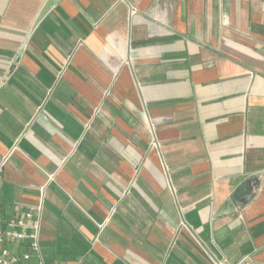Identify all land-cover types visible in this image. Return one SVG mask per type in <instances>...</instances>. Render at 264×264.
Returning a JSON list of instances; mask_svg holds the SVG:
<instances>
[{"label": "crops", "instance_id": "crops-1", "mask_svg": "<svg viewBox=\"0 0 264 264\" xmlns=\"http://www.w3.org/2000/svg\"><path fill=\"white\" fill-rule=\"evenodd\" d=\"M4 158L46 264H264V0H0Z\"/></svg>", "mask_w": 264, "mask_h": 264}, {"label": "built area", "instance_id": "built-area-1", "mask_svg": "<svg viewBox=\"0 0 264 264\" xmlns=\"http://www.w3.org/2000/svg\"><path fill=\"white\" fill-rule=\"evenodd\" d=\"M6 158L0 160V189ZM0 200V264H29L36 255L38 264H46L40 257L41 206L28 208L20 214L4 218ZM29 240V250L22 254L14 252L12 245H18Z\"/></svg>", "mask_w": 264, "mask_h": 264}, {"label": "water", "instance_id": "water-1", "mask_svg": "<svg viewBox=\"0 0 264 264\" xmlns=\"http://www.w3.org/2000/svg\"><path fill=\"white\" fill-rule=\"evenodd\" d=\"M255 184H256L255 181H251V182H250L251 191H250L249 194H248V197H249V198L252 196V191H253V188H254V185H255Z\"/></svg>", "mask_w": 264, "mask_h": 264}]
</instances>
